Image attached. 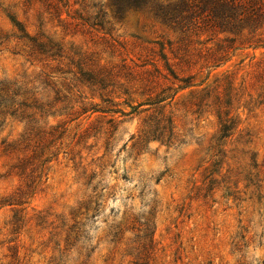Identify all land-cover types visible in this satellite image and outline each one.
Segmentation results:
<instances>
[{
  "label": "rangeland",
  "instance_id": "374dc122",
  "mask_svg": "<svg viewBox=\"0 0 264 264\" xmlns=\"http://www.w3.org/2000/svg\"><path fill=\"white\" fill-rule=\"evenodd\" d=\"M24 36L62 58L29 57ZM227 38L117 19L108 0H0V82L47 88L57 131L5 151L26 124L0 128V264H264V49L237 42L212 61ZM228 87L233 129L220 139L212 103ZM161 116L169 142L144 136ZM47 158L19 206L12 167Z\"/></svg>",
  "mask_w": 264,
  "mask_h": 264
},
{
  "label": "trees",
  "instance_id": "16d2710c",
  "mask_svg": "<svg viewBox=\"0 0 264 264\" xmlns=\"http://www.w3.org/2000/svg\"><path fill=\"white\" fill-rule=\"evenodd\" d=\"M111 8L114 11L117 19H122L129 13L147 14L160 23L170 27L174 31H179L183 34L195 33L199 31L212 32L214 34H226L234 36V38H227L224 42L227 43L225 48H219L218 53L223 54L220 57L214 58L211 55L212 61L225 62L229 55V51H237L236 43L239 45L247 44L254 50L264 49V0H108ZM98 16L93 18L96 20ZM94 27H102L101 24H92ZM21 32V30H20ZM28 41L25 46L29 50V57H46V58H62L63 52L52 42H45L43 38H29L24 36ZM21 40L20 38H15ZM77 68V67H76ZM79 70V68H77ZM80 71V70H79ZM264 76V68L262 70ZM80 73H82L80 71ZM83 75H88L82 74ZM89 76V75H88ZM47 78V76L45 77ZM228 76H225V81ZM43 79V78H42ZM94 78H90V81ZM88 81V80H86ZM88 81V82H90ZM34 83L40 86H47V80H37ZM92 83V82H90ZM102 83V80H98ZM33 83L28 79L22 82L16 81H2L0 82V128L7 121L8 118L18 119L25 122L26 129L20 136V139L12 143L6 144L5 151L15 150L25 143H33L38 148L41 142L46 141V138H54L56 128L49 125L48 119L55 118L51 113L54 106L48 102L50 96L47 94V88L41 89L37 93L30 94L26 87ZM22 89V94L19 90ZM38 90V88H35ZM230 88L224 89V93L220 96L214 97L212 105L216 107V115L220 121V139L228 137L229 132L233 129V121L227 119L222 120V117H229V112L226 108L230 106L231 96ZM40 96V98H39ZM58 96V95H57ZM207 100L210 98L208 95ZM264 105V94L260 97ZM162 98L161 101H165ZM54 99V101H57ZM201 101L198 104L201 106ZM196 107L200 108L198 105ZM224 107V108H223ZM98 105H95L91 110L93 113L97 111ZM136 109H133L135 111ZM85 113V110H82ZM56 112V111H55ZM113 114L120 113L122 116H127L124 112H111ZM163 124V125H162ZM172 124L171 120L167 117H162L157 122L147 123L144 136L153 137L154 140L162 138L168 133V142L172 138L173 133L169 131V126ZM49 132H46V129ZM58 128V127H57ZM42 129V131H41ZM40 130V132L38 131ZM40 133L45 135L41 140H37ZM158 135V137H157ZM57 139H60L58 137ZM37 140V141H36ZM55 141V140H53ZM53 143V142H52ZM50 143V144H52ZM36 160V154L33 155ZM50 158L40 160L39 164H30V159H22L12 169L17 171L18 176L23 179V184L17 189L15 195L18 197L19 206L25 200L28 194L39 185L42 177L46 176L45 165L49 163ZM79 206L82 204L79 203ZM82 208V207H81ZM16 216V215H15ZM13 225L20 223V219L14 221ZM78 225L81 223L76 222L74 227L77 226V231H74L75 238L78 233ZM69 240H66L68 242ZM152 247V240L148 244L143 245V250H150Z\"/></svg>",
  "mask_w": 264,
  "mask_h": 264
}]
</instances>
